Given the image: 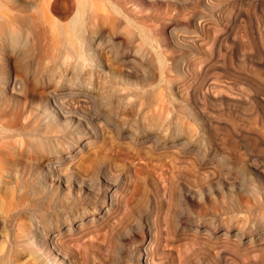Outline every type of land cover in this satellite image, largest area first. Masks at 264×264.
Listing matches in <instances>:
<instances>
[{
	"label": "rangeland",
	"instance_id": "rangeland-1",
	"mask_svg": "<svg viewBox=\"0 0 264 264\" xmlns=\"http://www.w3.org/2000/svg\"><path fill=\"white\" fill-rule=\"evenodd\" d=\"M9 1L8 3L7 0L5 5L0 3V27L6 24L5 13L16 12L24 16L18 24H15L16 33L20 36L21 41L15 43L10 39L0 42V115L4 120L10 121V125L17 123L23 126L27 120L33 121L38 113H40L42 122L47 121L45 124L50 123V125L53 123L44 107L50 102L52 104L51 94L61 91L65 83L68 82L66 74L72 72V67L77 64L76 58L66 59L68 52L75 51L64 38V35L67 34L66 31H70L71 39L77 41L76 49H79L83 55L81 64H84L87 70L94 72L95 79L92 81L94 88L99 86L97 78H101L107 82L108 89L122 86L137 89L141 87L142 76H144L142 71L145 69V75L149 76L146 79L149 83L154 81L156 84L160 78L158 56L164 55L162 54L164 47L161 49L159 39H167L169 43V48L165 47L169 50L166 51V55L172 57V61H169L170 68H166L168 78L176 76L177 82L179 79L182 80L184 77L182 67L188 64L189 67H186L191 70L192 77L185 81L186 86L191 84L196 86L198 82L206 79H212L210 81L219 84L218 88L215 87V90L212 89L209 93H205V97L200 99L199 104L203 110L209 113L207 118L200 113L193 114L195 110L192 109L191 104L188 105L187 99L184 98L188 94L187 91L191 90L192 85L190 88L181 90L183 92L187 90L183 96L177 95L178 110L188 109L186 110L188 114L185 111H183L184 113L180 111L181 115L178 111L179 114L183 118V114L193 115L189 122L193 127L190 128L192 130H190L192 138L189 135L190 141L194 142V146L199 147H195V149L201 151L207 162L200 171L212 172V174H208V178L203 176L199 179L201 180L199 181L201 193L190 191L191 187L195 188L193 183L196 177L195 170L191 167H195L194 155L186 154L187 158L183 160L181 158H184L185 154L182 153L179 156L178 162L181 163L180 160H182L181 164L185 165H180L181 168H178L177 199L170 195L169 189L164 188L165 183L163 184V180L159 177L160 171L156 172L155 169L154 171L151 169L155 161L147 164L148 161L145 158L133 154L113 153L112 156L110 155L112 163L117 169L126 173L127 184L121 204H130L128 213L133 215V218H130L131 222L127 220L129 222L125 221L123 224L125 226H120V232L117 233L118 236L116 235L117 243H114L111 253V259L114 256L116 258L114 257L115 260L112 261L116 264L140 263V255L136 249L141 250L142 241L148 236L145 218L154 212L152 204H160V220H170L177 223V226L179 217L177 216V222L170 217L172 204H182L180 207L177 206V215L180 214V208L181 210L186 209L189 214H194L201 212L204 208L213 209L217 204H242L244 208L236 205L234 207L239 210L241 215H248L242 226L244 231L241 229L242 236L245 237L239 244L241 249H237V247L234 249V246H231L232 242L225 247L229 246L227 249L236 252L235 264H264V7L262 11L258 10L257 16L259 15V17L256 16L257 19H255L257 24L254 23V29L251 31L248 25L249 17L246 16L232 25H224L222 21H215L220 18L216 12L217 7L226 4V0H189L188 4L184 6L178 4L175 6L176 4H173L172 0H169L167 5L162 0L144 5L137 0H74L75 7L72 10H69L65 0H59L58 10H47V12L43 11L44 0ZM93 3L99 13V19H95L96 21L93 15L95 14L92 8ZM262 3L264 5V1ZM79 4L84 8L82 14L78 13ZM213 4L216 6L212 7ZM230 8L232 6L222 7L219 14L229 18L232 12ZM171 11L174 12V16L177 15V23L170 20ZM169 13L170 18L167 16ZM121 14L122 16H120ZM201 17L211 21V25L204 33L198 32V26H196ZM77 19H81L83 22L79 33L75 26ZM116 19L121 23L120 28L113 25ZM127 24L128 26H126ZM174 28L177 29L176 46L170 35V31ZM163 32L165 33L163 34ZM197 32L201 34L198 40L201 50L194 51L193 54L182 43L183 41L190 42V38ZM111 34L113 38L116 36V39H113ZM133 34L136 36L135 38ZM219 34H229L230 37L227 43L221 46V51L213 48V39ZM186 38H189L188 41H185ZM139 40L143 41V43L140 41L141 45ZM131 41L132 44H130ZM136 44L140 46H136ZM228 49H231L232 55ZM212 51L215 54H212ZM218 52L220 53L218 54ZM225 52L227 53L225 54ZM131 53L135 57L137 56L135 60ZM217 55L218 57H216ZM225 56L228 61L224 60ZM130 57L133 65L134 62H137L136 66L138 67L136 68L134 65L137 71L135 68L134 70L138 76L135 74L129 76L123 65V61ZM217 58L218 60L220 58L221 61H217ZM223 62L226 64L221 68ZM206 63L208 65L211 63L213 66H216L217 63L220 68L215 70L212 66L213 70L210 69L207 71L208 73L204 74L202 67L204 68ZM171 69L172 71H169ZM70 76L72 75L70 74ZM51 78H54L55 82L50 81ZM13 79L19 82L18 86L11 87L8 84ZM54 124L57 125L56 122ZM63 127L59 126L55 129L61 130ZM184 131H186L185 135L190 133L188 128ZM57 134L53 131L48 139L39 136L37 140L33 141L30 137H17L15 130L0 129V243H4L16 228L15 224L3 219L9 204H20L23 198L27 199L26 204H52L55 197L63 198L65 204H71V197L80 199L77 192H72L70 195L66 187L49 186L48 179L41 180L45 159H56L58 156ZM31 148L37 150V156L35 154L32 159L29 153ZM88 153L86 152L83 157L75 161L76 164L73 163L76 166L75 170L85 171L87 169L85 166L94 157L93 151ZM149 164L151 166H148ZM196 167L195 169L199 168V166ZM227 172L230 174V178L236 179L235 188H231L224 180ZM97 182L104 185L100 175ZM217 183H220L219 187ZM206 186H209V189ZM100 197L101 195H98L96 199L92 198L86 203L92 206L98 204L101 202ZM248 205L252 209H248ZM249 211L250 214L253 213V217ZM117 215L115 219L122 217L120 214L118 217ZM26 222L28 223L27 219ZM188 222L187 220L184 224L187 226L185 232L172 231L166 237L167 245L161 246L159 250L160 256H163V262H171L177 258V264L179 263L178 254L180 251L184 252L186 240L190 241L187 234L190 229ZM203 237L200 234L192 237L194 250L191 254L195 255V257L191 255L192 262H197L198 258L204 260L205 257H211V264H223L218 260L216 245H204ZM102 240L103 237L99 236L100 243L95 241V244L98 247L101 245V248L106 247L109 242H106L107 239H104L105 242ZM202 249L207 252L205 253ZM114 252H116L115 255ZM48 264L54 263L49 260ZM141 264H143L142 260Z\"/></svg>",
	"mask_w": 264,
	"mask_h": 264
},
{
	"label": "bare ground",
	"instance_id": "bare-ground-1",
	"mask_svg": "<svg viewBox=\"0 0 264 264\" xmlns=\"http://www.w3.org/2000/svg\"><path fill=\"white\" fill-rule=\"evenodd\" d=\"M65 1L68 3L69 10L74 9V0ZM137 1L144 5L146 3H153L157 0ZM168 1L169 0H162V2L166 3V5L169 3ZM263 1L264 0H226V4L217 7L216 12H218L220 18L215 19V21H222V24L224 25H232L246 16L249 17V24H247L252 31V29H254V23L257 24L255 19H257L256 16L258 14V10H263ZM9 2L10 1L8 0V3ZM58 2L59 0H44L43 11H57ZM172 2L173 4H176L175 6H177V4L184 6L188 4L189 0H172ZM0 3L5 5L7 0H0ZM207 3L211 5L209 2ZM92 5L94 11L93 13H95L93 14L94 20L99 19V13L97 11L98 8L95 7L94 3ZM213 5L212 7L216 6V4ZM228 6H232V8H230L232 12L229 18L225 15L219 14L222 7L226 8ZM132 7L134 9V6ZM83 11L84 8L80 5V7H78V13L82 14ZM171 13L170 20L177 23V15L174 16L173 11H171ZM22 16L23 15L16 12L5 13L4 20L6 21V24L0 27V42H5L10 39L15 43H19L21 41L20 36L16 33L15 24L20 22ZM120 16H122V14ZM167 16L170 18V13ZM257 17H259V15ZM113 25L116 28H120L121 23L116 19ZM209 25H211V21L207 18L201 17L198 19L196 26H198V32L204 33L209 28ZM75 26H77V32H81L80 30L83 27L81 19L75 20ZM126 26H128V24ZM109 31L111 30L109 29ZM66 32L67 34L64 35V38L70 47L75 50L72 53L68 52L66 59L70 60L71 58H76L77 64L72 67V72L66 74L68 82L67 84L65 83L61 91H56L51 94L50 99H52V104L50 102L46 104V107H44V110L48 111L53 123L51 125L50 123L45 124L47 121L42 122L40 113H38L33 121L31 119L27 120L26 123H23V126H20L17 123L10 125V121L4 120L2 115H0V129L9 131L15 130L18 135L17 137L26 136L30 137L33 141L37 140L39 136L48 139L53 131L56 134L58 132V156L56 159H45L41 180L44 181L48 179L49 186L58 185V188L66 187L67 192L70 195L72 192H77L80 199L77 200L71 197V204H65L63 202V198L55 197L53 198L54 201L52 204H26L27 199L23 198L20 201V204H9L3 219L15 224L16 228L13 233L8 236L4 243H0V264H48L49 260L54 264H116L112 261L115 256L111 259L113 245H115L114 243L117 241L116 235L120 232V226H122L125 221H130V218H133V215L128 213L130 204H121V200L124 196V189L127 184L125 177L126 173L124 174V172L118 170L115 164L112 163L113 161L110 155L112 156L113 153L126 155L133 154L137 157L145 158V160L148 161L147 164H151V162L155 161V164L152 165L151 169H153V171L155 169L156 172L160 171L159 177L163 180V184L165 183L164 188H167L166 190L169 189L170 195H173L172 197L175 199H177L176 190L177 174L179 173L178 168L180 165L183 166L184 163H181L183 159L187 158L186 154L189 156L194 155L193 158L195 160V165H193L195 167L197 165L199 166L198 169L191 166L193 170H195L194 175L196 177L195 180H193L195 188L191 187L190 191H194V193H201V188L199 186V181L201 180L199 179L203 176L208 178V174H212V172L207 170L203 172L200 171L202 170L201 167H204L207 163L205 161L206 158H204L201 154V151L195 149V147L198 146H194V142L190 141L192 138L191 129L193 127L189 122L193 118V115H187L188 112L186 110L188 109H185L187 104L184 107L185 110L182 109L187 112V114H183L184 118L181 116V112H184L181 111V109L180 112L177 107V95L183 96V93L187 90L184 92L181 90L188 87L190 88L192 85L186 86L185 82L189 79V77H192L191 70L187 68L189 67L188 64L186 65L187 67L183 66L182 72L184 77L183 79L181 78L182 80L179 79L178 82L176 76L168 78V75H166V68L169 67V61H172V57L170 58L169 55H166V51L168 49L165 47L169 48L167 39H159L162 46L161 49L164 47L162 51V54L164 55L162 56L160 54L158 56V62L160 64V78H158V82L156 84H154V81L153 83H149L146 79V77L148 78L149 76H147L148 74L145 75V69L142 71L144 72V76H142L143 81L141 87L131 89L127 86H122L108 89L107 82L101 78H97L99 86L96 88L92 87V81L95 79L94 72L87 70V67H85L84 64H81L83 55L79 49H76V46L78 45L77 41L75 42L71 39L70 31ZM198 32L197 34L194 33V37L192 36L189 40L190 42L183 41L182 43L185 45L184 47L190 49L193 54L194 51L201 50L198 44L201 34ZM164 33L165 32H163V34ZM170 35L174 45L176 46L177 29H172L170 31ZM133 36L134 38L136 37L134 34ZM229 38V34L216 35L213 39V48L215 47L221 51V46L227 43ZM113 39H116V36ZM188 39L189 38H186L185 41H188ZM140 41L141 40H139V43L141 45V42L143 43V41ZM133 43L135 44V42ZM130 44H132V41ZM137 45L138 44H136V46ZM229 51H231V49ZM212 52V54H215L214 51ZM227 52H225V54ZM219 53L220 52H218V54ZM231 53L232 51L230 54ZM134 54L136 53L134 52ZM134 54L132 55L135 60L137 56L135 57ZM226 56L223 57L225 58L224 60H226ZM131 57L128 58V60L125 59L126 61H123V65L126 67L129 76L135 74L137 71L136 68L138 67L136 66L137 62H134V65L136 66L135 68ZM216 57H218V55ZM231 57L229 58L231 59ZM219 60L217 58V61ZM140 61L143 60L140 59ZM210 64H207L206 66L204 65V68L202 67L204 74L212 69L213 65ZM225 64L223 62L221 68L222 66L224 67ZM215 65L216 66L213 67L217 70L216 68L219 66L217 63ZM169 71H172V69ZM139 72L142 74L140 70ZM70 74L72 76H70ZM52 80L55 82L54 78H51L50 81ZM210 80L212 79H206L198 82L196 86L192 85L193 87L191 86V90L189 89L190 91H187L188 94L184 97L187 99L188 105L191 104L192 109L195 110L193 114L200 113L205 118L209 116V113L203 110L202 106L199 104L200 99L205 97V93H209L212 89L215 90V87L218 88L217 85H219L217 82ZM18 83L19 82L15 79L8 82L11 87L18 86ZM55 122L57 125L54 124ZM59 126L64 127L61 128V130L55 129ZM186 128H188L189 131L191 130L188 135L184 134V132H186L184 131ZM68 129H70V131H67ZM29 151L31 159L34 158L35 154L37 156L36 149L31 148ZM92 151L94 153V157L91 158L92 161L85 166L87 169L85 171L81 170L82 172L75 170L76 166H74L73 163L76 164L75 161H78L79 158L83 157L86 152L91 153ZM182 153L183 155L185 154V157L181 158V163H179L178 159ZM193 158L190 157V159ZM150 164L148 166H151ZM99 175L103 179L104 185L97 182ZM224 180L231 188L236 187L235 183L237 181L236 179H233V177L230 178L229 173L225 175ZM219 184L220 183H217L218 187L220 186ZM206 187L209 189V186ZM98 195H101L100 203L93 204V206L86 203L92 198L96 199ZM152 205L154 212L152 211L153 213L147 215L145 218V227L148 232V236L143 239V246L141 247V250L139 248L136 249V251L139 252L140 259L143 261V264H177V258L171 262H163V256H160L159 250L161 246L167 245L166 237H168L172 231H186L187 226H184V224L187 220L189 221L188 225L190 227L187 234L189 235L191 242L186 240L184 252L180 251L178 254V264H211V257H205L204 260L198 258L197 262H192L191 260V253L193 252L192 250H194L192 248V237H196L197 234L204 236V240H202L204 245H216V253H218V260L220 262L222 261L223 264H235L237 260L235 258L236 252L227 249L229 246H225L232 242L233 244L231 246H234V249L235 247L238 249L240 248V242L243 241H241L243 238L241 229H243L242 226L244 224L245 217L247 219L248 215H241L239 210L234 208L235 205L240 207L242 204H217L213 207V209L204 208L201 212L194 214H189L186 209L181 210L180 208V214L178 215L177 206L180 207L182 204H172L170 217L174 218V221L176 222L178 221L177 216L179 217L178 226L177 223H173L170 220H160V204ZM247 208L249 209L250 206ZM116 214H118L117 217L119 214L122 217L119 219L116 217L117 219H115ZM250 215L252 216L253 213ZM26 219L28 220V223L26 222ZM99 236H102L103 240L107 239L106 242H109L106 247L101 248L100 244L99 247L95 244V241H98ZM98 243L100 242L98 241ZM204 245L202 246L204 247ZM206 252L207 251H205V253ZM115 253L116 252L113 254L115 255ZM141 260L139 264H141Z\"/></svg>",
	"mask_w": 264,
	"mask_h": 264
}]
</instances>
